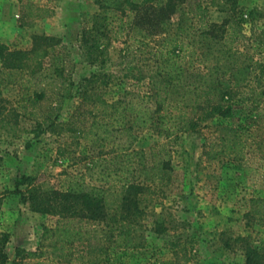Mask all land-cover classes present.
Returning a JSON list of instances; mask_svg holds the SVG:
<instances>
[{"label": "trees", "instance_id": "16d2710c", "mask_svg": "<svg viewBox=\"0 0 264 264\" xmlns=\"http://www.w3.org/2000/svg\"><path fill=\"white\" fill-rule=\"evenodd\" d=\"M96 2L97 11L91 25L82 31L80 48L86 62L101 67L109 58V46L115 41L122 43L116 63H125V75L132 87L125 88L115 99L107 100L100 94L112 75L103 70L84 77L72 92L70 68L62 54L53 52L58 40L50 35L34 33L29 49L12 50L0 44V60L5 69L35 77L31 81L30 104L53 92L58 93V105L64 97L77 98L68 118H50L47 129L82 136L98 148L82 172L67 174L58 187L39 190L32 176L20 177L18 183L26 185L24 197L31 209L60 218L53 226H43L35 249L16 246L15 258L9 264H109L111 247L141 245L149 203L163 192L171 160L165 142L135 148L139 130L146 128L165 138L195 130L214 113L229 111L228 102L235 89L248 79L251 64L245 58H234L236 54L242 56V52L232 51L224 36L215 32L214 24L194 28L186 22L190 17L205 18L208 6L204 0ZM209 3L220 10L228 7L234 14L243 10L236 0ZM257 13V8L248 10V20L252 22ZM237 17V23L244 20L241 14ZM152 36L157 37L150 44L147 37ZM144 50L142 64H134ZM194 56L197 66L192 63ZM45 58L51 60L49 69L43 68ZM25 69L26 73L21 72ZM259 94H264V90ZM45 121L36 120L31 131L40 133ZM216 128L218 144L204 150V154L215 158L217 153L228 151L234 157H242L246 128L221 123ZM166 216L161 211L154 214V232L173 227ZM8 239V232L0 231V264L7 260L4 247ZM240 239L244 264H264V246L244 236ZM175 241H170V246L178 257L181 250L186 253V248H179Z\"/></svg>", "mask_w": 264, "mask_h": 264}, {"label": "rangeland", "instance_id": "374dc122", "mask_svg": "<svg viewBox=\"0 0 264 264\" xmlns=\"http://www.w3.org/2000/svg\"><path fill=\"white\" fill-rule=\"evenodd\" d=\"M204 1L208 6L205 18L190 17L186 22L194 28L214 24L225 44L236 53L242 52L234 58H245L251 64L248 79L235 89L229 111L214 113L195 130L176 132L168 138L146 128L139 130L135 148L165 142L170 149L168 182L164 193L149 203L143 243L111 247L109 264H244L242 236L264 246V94H259L264 90V0H236L243 6L242 13L236 14L228 7L220 10ZM252 8L258 13L250 22L247 12ZM96 11V0H0V44L12 50L29 49L34 33L50 35L58 40L53 52L62 54L70 68L72 92L84 77L103 70L112 75L100 94L107 100L115 99L132 87L125 75V63H116L122 43L115 41L109 46V58L101 67L86 62L80 48L82 31L91 25ZM240 14L244 20L237 23ZM156 37H147L150 44ZM145 53L141 52L134 64L141 65ZM50 61L45 58L43 68L49 69ZM192 63L198 65L195 56ZM23 76L5 69L0 60V231L9 234L5 264L14 260L16 246L35 249L43 226H53L60 218L31 209L24 197L26 185L18 183L20 177L32 176L39 190L58 187L67 174L82 172L98 150L82 136L47 129L50 118H68L77 103L75 96L64 97L58 105V93L53 92L30 104L35 77ZM43 118L42 131L35 135L32 127ZM219 123L246 128L242 157L228 151L217 153L215 158L204 154L218 144ZM258 124L260 128H256ZM160 211L173 227L156 233L151 228L152 219ZM172 240L179 248L185 247L186 253L181 250L175 257Z\"/></svg>", "mask_w": 264, "mask_h": 264}]
</instances>
